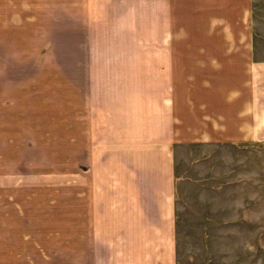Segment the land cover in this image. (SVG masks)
<instances>
[{
	"label": "crops",
	"instance_id": "obj_1",
	"mask_svg": "<svg viewBox=\"0 0 264 264\" xmlns=\"http://www.w3.org/2000/svg\"><path fill=\"white\" fill-rule=\"evenodd\" d=\"M251 9V0H0V51L41 59L46 49L93 119L76 150L81 264H175L174 146L208 135L264 144V41H253ZM110 26L137 41L103 43ZM109 49L101 64L91 53ZM122 63L145 66L123 105L120 85L100 84L118 81L103 66Z\"/></svg>",
	"mask_w": 264,
	"mask_h": 264
},
{
	"label": "rangeland",
	"instance_id": "obj_2",
	"mask_svg": "<svg viewBox=\"0 0 264 264\" xmlns=\"http://www.w3.org/2000/svg\"><path fill=\"white\" fill-rule=\"evenodd\" d=\"M251 7L253 41H264V0H251ZM110 30L105 44L137 41ZM111 51L91 53L101 64ZM35 53L0 51V264H81L83 165L76 150L83 122L93 119L83 116L81 98L50 64L47 50L41 59ZM144 70L105 65V80L118 81L100 84L120 85L122 105L129 104L125 91L134 83L128 80ZM108 100L115 99L100 98ZM202 139L173 149L175 264H264V144Z\"/></svg>",
	"mask_w": 264,
	"mask_h": 264
}]
</instances>
